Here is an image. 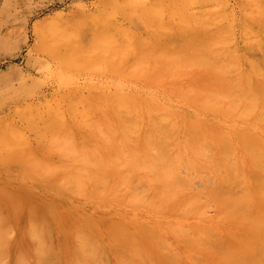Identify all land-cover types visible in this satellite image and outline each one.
I'll return each mask as SVG.
<instances>
[{"label": "rangeland", "instance_id": "1", "mask_svg": "<svg viewBox=\"0 0 264 264\" xmlns=\"http://www.w3.org/2000/svg\"><path fill=\"white\" fill-rule=\"evenodd\" d=\"M132 1H135L137 3ZM171 1L173 2V0H0V120L6 119V123L4 124H9V126L15 124L14 127L17 128L18 132L20 131V134L24 133V135L22 134V136H19L20 134H17L18 140H20V138L22 137L25 138H22V141H18L20 143V145L18 143V146L20 147L19 149L23 152L25 151V149H27V151H30L32 149L38 155L39 159H43L44 161L53 163L59 162V148L57 149V147L54 146H48V148L46 145L49 144V141L43 138L41 134L38 133L44 125L43 121L45 122L46 119L43 116L47 115L48 112L53 109V107L54 109H57L58 107V109H61L59 110V116L61 120H64L65 117L64 121L68 127L71 126L70 128L74 133V137H79L81 134L84 137V135L88 136L89 132L84 129L81 124H78L79 122L77 118L81 116L80 112L75 110L77 112L73 114L69 110L71 109L70 107L73 103L72 101H75L73 104L76 105L77 109L80 107V110L82 111L88 110V108H92V110H94V115L100 116L106 111V108L104 107V105L108 103V101H105L106 96H109V94H114L109 92H114L115 88L116 92L117 89L119 90V88H126V86L128 85H130L131 88L141 87L142 85H150L153 83L152 79H154L156 76L158 77L159 75L167 74L173 70L175 74L173 72L172 75H175V77H170L172 79L168 78V81L166 80V78V82H164L165 85L161 87L169 85L174 86L178 82L179 75H184L183 78L186 77V80H188L191 84H198L197 86H199L200 84H205L204 86H206L208 83L209 85H215L217 83L216 77L210 78L213 75H211L212 72H209V68L192 65L193 67L184 66L183 68L176 67L170 69L169 66L167 64L166 66L163 61V59H165V57L167 56L172 58L174 56V58H178V54L180 55L179 57H181L189 51L190 53H192L193 51L196 52L197 50H194L193 48H196V45H199L197 41L200 40V36H202V34H208V32L213 31L212 29H204L202 27H200L199 30L198 26H196L195 29V27L191 26L192 22L198 25L204 23L205 20L212 18V27H214L215 25L222 27L223 32L221 35V39L225 42L223 43V47L220 48L217 58L220 60L227 59L230 64H232L228 68L227 73L230 74L226 75V79L232 81L234 84H241L243 83V79H245L247 81V86H250L252 90L259 92L256 89H259L260 86L263 87L264 85V12L257 13L258 11L256 12V9H258V6L264 4V0H174L175 3H173L178 4L179 8L177 5L173 6L174 4L172 5ZM180 1L183 2V6L187 8V11H185L187 15L183 14L185 13L184 11H182L184 10V7L181 6L182 4ZM129 3L130 5L131 3H134L133 5L135 7L131 6V8H126V6H129ZM167 3L169 4V6H172L169 8ZM158 4H161V6ZM140 5H143L145 8H141ZM154 5H157V8ZM136 6H138L137 12L139 14L141 13V18H139L141 23H139L140 25H137V23L134 22V19L129 16L133 11L132 9L136 10ZM148 7H155L156 9H160L161 15L163 16V14H165L163 16L164 25L167 24L166 26L169 27L162 26L154 30L147 29L146 23H148V21L144 19L146 21L144 22L142 18L146 15V13L145 15L142 14H144L143 10H146ZM162 7H166V9H163ZM174 7L177 8V10L179 9L177 11V14L181 13V15L178 14L180 15L179 17H177L178 15L176 14V10H174ZM121 8L126 9V11H122ZM128 8L130 11L127 10ZM164 10L168 12H165ZM172 11H174L175 14L172 13L171 15ZM188 11L190 13L189 15ZM126 12H129L130 14L127 16ZM207 12L211 13H208V15ZM168 14H170V17ZM196 14H198V19H195L194 21L191 20ZM167 15L170 19H167ZM173 15L175 17H173ZM185 16H190L187 19H190L191 21H187ZM166 20H168L167 23ZM185 20L186 24L184 22ZM177 22L181 25V27ZM194 23H192V25ZM246 24H249V29L248 27L245 28V26H247ZM188 25L190 28L187 27ZM119 28L130 30L131 33H133L132 31L134 30V36L133 34L131 35L129 31L128 34H130L131 37H129L130 35L127 36L128 34L124 35L126 34L127 30L124 31L123 29H121L122 31H120L118 30ZM104 29L105 31H107L106 29H109L107 33L111 34L112 32V35L114 34L115 37L107 35L105 31H103L105 32V34L102 33L104 34L102 35L100 31ZM201 29L204 33L201 32ZM260 32L263 35L257 36ZM97 34H101L103 36V39L101 38V35L99 39L95 37L97 36ZM94 37L97 38L96 41L94 40ZM122 37H129V40H125L126 38L122 39ZM93 40L95 41L94 43L92 42ZM126 41H128L129 44H127ZM118 42H121V44L119 45ZM122 42L125 45H123ZM147 42L150 43L151 46L153 45L151 49V51L155 49L153 50L154 52L152 51L153 53H150L151 51H146ZM131 43L133 47L131 46ZM114 44H118L119 46L115 47ZM100 45L101 47H103L100 48ZM122 45L123 48L121 47ZM194 45L195 47H193ZM85 46L86 51L85 48H83ZM149 46L150 45H147V48H149ZM110 47H112L113 49H111L113 54L110 52ZM128 47L129 49L131 48L129 51L130 54L129 52H127ZM51 48L52 51H50ZM80 48H82L81 51ZM98 49L101 52L104 51V55L101 54L102 57L99 56L100 53ZM88 50L92 51H90L89 53ZM108 51L110 55H107ZM182 51H184V53ZM95 52L97 54V57ZM124 52L128 53L129 55H124ZM155 52L157 53V55L155 54ZM169 52L171 54H169ZM208 52L207 54L209 55ZM140 54H144V57ZM147 54H153L154 56L156 55L158 59L157 57L154 58L153 55L150 56ZM207 54L205 53V55ZM85 55L88 56V58L86 57L87 59H85ZM89 55L90 57L95 56L94 59L96 58V60L97 58H101V61L100 59L96 61V63L99 65H96V63H94L95 68L89 66L93 62H95L93 57L92 60H90L91 58L89 57ZM106 55L109 58H107ZM137 55L144 58H142L143 64L140 67L141 71L139 70V68L137 70L138 74H140V76L142 77H140L139 80L129 78L130 83L128 84L129 81H127V78L120 76L121 71L119 68L123 67L121 66L122 64L120 65V58L122 56H127L130 59L131 57H137ZM80 56L85 60L83 61ZM149 57L152 59H149ZM74 60H80L81 64H78L80 61L76 63L73 62ZM86 60L87 62H89L88 64H86L87 62L85 63ZM116 62L118 65L116 64ZM252 64L257 65L258 69L256 68L253 71L252 68H249ZM66 65L68 66L66 67ZM109 65H113V67ZM71 66H78L79 68H73ZM80 66H82L83 68ZM177 70L183 73L181 74ZM135 71L136 69L134 70V73L132 72L131 76L136 75ZM247 72L250 73L248 74ZM176 75L177 79L174 80V78H176ZM253 75L256 77H254ZM116 78H118V80ZM183 78L181 79L182 81H179L185 82L186 80H184ZM117 81H119V83ZM212 81L213 83H215L213 84ZM120 83L121 86L118 85ZM125 83H127V85ZM90 93H92V95ZM172 94L173 93L170 94L172 97L170 98V100L164 95L162 97L156 98L155 104H157L158 107L159 105H168L163 108V110H158V113H166L167 115L169 114L167 116V120L169 119L170 122H175L178 127V131L176 134H178L179 140L181 139L180 141L182 142L183 138L187 136L185 134L187 127H189V121L184 118L187 115V112H185L184 110L183 101H181V99L179 100V98L173 96ZM69 95L72 99L69 97ZM99 96L101 98H99ZM103 96L105 97L103 98ZM81 97L83 98V100H81ZM76 101L78 105L76 104ZM79 103L81 104L79 105ZM260 103L261 108H263L264 104H262V102ZM95 104L98 105L96 106ZM86 106L87 109L85 108ZM99 108L104 112H101ZM167 110L169 111V113ZM224 111L223 109H220L218 111L215 110L214 112L212 109L211 111L208 109H200L197 111V115L199 116V123H197H203L205 124V126L207 125L206 128L208 132L211 130L213 131V133H208V135H211L212 138H214V136H218L219 133L225 134L224 131L228 132L229 135L225 134V136L228 135L227 137H231L230 139L234 140V146L237 148L236 149L234 147L235 153L233 152L228 156V163L231 168L229 166H227L228 168L224 166L217 169L214 166H210L212 164L209 160H207L209 162H205L207 158L210 159L209 155H207L206 157L205 155L204 157L198 155L201 158L199 157L197 160V156L194 153L187 152L188 154L186 153L185 158L188 161L190 160L189 162H191V166H187V164H184L181 166V170L179 171L180 175L183 178H191V183L185 185L184 179L182 178L183 183L178 186V190L180 191L181 189V192L179 193L177 199L179 197L180 199H178V203L175 200V202L177 203L176 207L174 206L173 209H169L166 212H160L156 209L154 210L151 206L149 207L148 203V206L145 203L139 204L140 206H132L134 202L129 201L131 199L130 197H128V194L131 193V189L129 187H127V189L124 186H121V188H119L120 190L125 191V193L122 194L120 193L121 191L118 190L120 192H117V194H115V197L113 199H110L109 203L107 204H98L96 203L97 199L89 200L87 196L80 194H75V196L73 195V193L71 195V193L64 191H61L62 193L60 194H58L57 191L55 194V192H53L51 188L54 183L53 178L46 179L42 177L40 178L38 176L34 178V180L31 178L33 180L32 181L30 178L25 177L23 174L21 175V173L20 175L19 173L17 174L18 170L24 167H22V165H19L20 163H16L17 161L12 162L3 158L4 156L2 155L6 156V154H4L1 149L0 151L2 152V154L0 153V157L2 156V158L0 159V187L5 184L4 186L6 187L5 189H7V191L10 189V191L12 190L14 192L13 195L16 193L15 198H13L12 196L14 200L11 198L13 200L12 203H8V200L11 201V199H8L10 197L8 195L9 193L7 194L5 192L4 195H1V199L3 200L0 199V208H3L2 210H0L1 214L3 215L4 213L6 222H9L11 224H8L9 229L11 228V226H13V229L11 228L13 236L12 234H10V238L12 236L10 242L14 250L6 253L2 264H4L5 260V264H14L15 262L14 252H16V250L22 246L20 245L22 244L20 239L23 237V213L25 208L28 206H34L35 209H33L35 211L40 212L41 214L43 213L45 218L49 220L53 231V241L51 246L53 247V244L57 245H55V248L58 251H54V247L52 248V250L53 254L54 252L55 254H57V257L56 255H54V257L56 258L55 261L58 264H60L59 262H61V264H64L65 262V264L70 263V259L68 258V255L70 256V253L68 252H70V249L74 247V240L72 239L68 231L69 227H71V225H74V221H82L83 219L86 220L87 217L89 218H87V223H89L90 221L93 223L91 224L94 228V232L97 234V237L100 240V244L105 248L106 259L108 261L107 264H128L127 262H125V260H130L131 262H133V264H151V262H148L147 260V258H149L148 255L150 252L153 253V257L155 259V263L153 260L154 264H160L159 261L162 259V264L164 262V264H232L234 261L232 260V258L234 259V257L235 259L240 260L239 263H241L242 259L244 258V255H242L243 258L240 256L242 253L245 254L248 250L251 251L252 248L254 249L251 252L254 253L253 251H255L258 245L262 243L261 241H259L258 234L262 229L260 227L264 226V186L262 184V179L264 178L261 176L262 172L264 175V171L260 169V166H258V161L254 164V158L251 157L252 155L248 154V150H245L243 142L241 143L243 138L245 139L247 137L245 133L246 131H249L248 125L240 118H231V114L227 116L226 114H228V112L224 113ZM23 112H29L33 115V117L31 116L30 118V114H28V119ZM62 113L65 116H63ZM149 118L145 116V113H143L142 131L147 132L149 130H152L153 125ZM27 119L31 121L29 122ZM8 121L11 123H9ZM258 123L259 122H257V125H255V130L256 132L264 136V125L262 123ZM203 124L201 126L204 127ZM208 128H210V130ZM215 128L216 130H218L217 128H219L218 134L215 131ZM220 130L223 132H220ZM72 131L70 132L69 130L71 136L73 135ZM238 132L244 133L243 135H241L242 133L240 134L242 136L241 141ZM77 133L79 136L77 135ZM179 140H176V142H169L168 148L175 151L177 149ZM24 141L26 143H24ZM28 148L30 150H28ZM50 148L56 150V154L59 157L54 154L55 152H53L52 155V151L50 150ZM45 150L47 151V153ZM48 151L51 155L48 154ZM193 155H195V157ZM194 162H197L198 166H201H199L198 168H201L202 170H195L193 167L194 165L197 166V163L195 164ZM5 166L6 168L8 167L10 171L13 170L15 172H9V170L7 169V173ZM189 167H192V169ZM190 169L193 172L190 171ZM197 171L201 172L196 173ZM113 174L116 175V173ZM237 174L239 177L237 176ZM241 174L243 175V177ZM112 176L115 177L114 175ZM117 177L119 176L116 175L115 179H117ZM41 179H45V181ZM48 179L49 181L51 180V182H49ZM117 182L118 181L115 182L116 186ZM260 186H262V188ZM1 189L2 188H0V191ZM3 192H1V194H3ZM211 192H215L216 194L210 195ZM117 197L119 198L118 201L115 200ZM192 197H196L195 203L189 208H182L183 213L181 210L179 211L178 207L184 204V202L189 201L190 199L192 201ZM225 197H230L231 199L236 198V204L234 203L235 205L233 204L232 206H230V203L225 204L224 201L227 200L224 199ZM247 197L249 200L246 201L245 198L247 199ZM18 200L20 202H18ZM240 200L242 201L240 202ZM15 201H17V204ZM55 201H57V205L54 206V204L56 203ZM13 202L15 206L12 205ZM44 202H46V204L47 202L48 204L50 203V207L53 204L52 206L54 207V213H52L51 211L53 210V208H49L50 210L46 209L49 205L46 207ZM13 208H15V210L17 209V212H15ZM170 210L172 211L169 212ZM177 210L179 211V213H176ZM185 211L188 213V215ZM199 211H201V213ZM8 213L10 218L8 215H6ZM259 215L260 217L262 215L263 216L258 220L257 217ZM15 216H17L16 220ZM55 216L57 221L55 220ZM52 218L55 221H53ZM85 220L82 222H85ZM175 222L177 224L179 223L180 226ZM173 223L174 226H171V224ZM255 223L257 226L255 225ZM16 224H19V226H16ZM88 225H90V223ZM196 227H200L199 229L203 230L204 236L201 233L202 238H200L199 240H204V246H193L191 245L192 243H190L192 237H195L192 235V233L194 235H196L197 233L194 232L196 230ZM55 228L58 229L59 232ZM60 228H62L63 230ZM66 228L68 232L66 231L67 233L65 235ZM174 228H176L177 230ZM176 231H180L179 233L181 234L177 233ZM63 235H65V237H63ZM253 236H256L255 238L258 239L255 240ZM139 240L143 242L142 245H140ZM254 240L258 241L257 244ZM159 241H161L162 243L165 242L164 244L167 245V247L164 244H162L164 246H161V243H158L157 245L156 243ZM249 241L250 243L248 244ZM64 243H67V246L70 247L68 248V252L66 250L67 246ZM63 244L66 249H64ZM144 245L147 246H145L144 248ZM241 246L243 249L241 248ZM245 247L249 249L246 250L247 248ZM146 249L150 251L149 252L147 250L148 255L147 252L144 251ZM244 250H246V252H243ZM170 252L172 254H170ZM237 252L240 253V257L238 256ZM8 253L11 254L9 257ZM174 254L176 257H174ZM62 255H65L64 258ZM165 255H169V257L171 256L170 260H164V257L165 259L169 258ZM233 255L235 256L232 257ZM252 255L255 258L256 254ZM172 256L177 259L174 260ZM58 257L60 259H58ZM150 257L151 258H149V261H152V254H150ZM248 257L249 261L252 262V260L250 259L252 258L251 256H247L245 257V259H248ZM30 258H32L33 260H29L31 262H34V257ZM256 259H254V264H257V255ZM246 260L243 263L249 264L250 262ZM260 260L261 259H259V261ZM260 264L264 263L260 262Z\"/></svg>", "mask_w": 264, "mask_h": 264}, {"label": "bare ground", "instance_id": "2", "mask_svg": "<svg viewBox=\"0 0 264 264\" xmlns=\"http://www.w3.org/2000/svg\"><path fill=\"white\" fill-rule=\"evenodd\" d=\"M132 2H135V1H132ZM173 2L175 3L174 0H173ZM173 2L171 3L172 5L174 4ZM135 3H137V2H135ZM182 3L183 2H181V4ZM133 4L134 3H131V5H130V3H129L128 4L129 6H126V8L127 7L131 8V6L135 7ZM158 5L161 6V4H158ZM175 5H177L179 8L178 4H174L173 6H175ZM140 6H141V8L144 7L143 5H140ZM154 6L156 7L157 5H154ZM168 6H169V4H168ZM171 6H169V8ZM181 6H183V4ZM137 7L138 6H136V10L132 9L133 11H136V12L132 11L131 14L129 12H126V13H127V16L130 14L129 16H131V18L134 19V22H136L137 25H140L141 23H140L139 18H141L140 17L141 13L139 14L137 12L138 11ZM155 7H151V8L148 7L149 9L147 8L146 10H143L144 14H142V15H145V13H146V15L143 16L142 18H143V20L145 19L146 21H148V23H146V28L149 30H152V29L154 30L156 28H160L162 26L167 25V24L164 25V20H163V16L165 14H163V16H162L161 10L156 9L157 7L156 8ZM129 8L127 10H129ZM162 8L166 9V7H162ZM121 9H122V11L124 10V12L126 11V9H124V8H121ZM186 9L187 8H185V7H184V10H182V8H181V10L184 12L187 11ZM170 10H172V9H170ZM174 10H176V14H177V11L179 9L177 10V8L174 7ZM164 11L168 12L166 10H164ZM256 12L257 13L264 12V4L258 6V9H256ZM172 13L175 14L174 11L171 12V15H172ZM208 13L209 12H207V14ZM178 14L181 15V13H178ZM183 14L187 15L186 12ZM189 14L190 13L188 11V15ZM203 14H205V13H203ZM215 14H217V13H215ZM168 15L170 17V14H168ZM168 15H167V17H168ZM180 15H178L177 17H179ZM197 15L198 14L193 16V19H191V20L194 21L195 19H198ZM204 16H206V15H204ZM99 17H101V16H99ZM169 17L167 19H170ZM173 17H175V16L173 15ZM189 17L190 16L186 17L187 21L190 20V19H187ZM145 20H144V22H146ZM186 20L184 21L185 24H186ZM167 21L168 20H166V23H167ZM214 21H215V19H214ZM192 23H194V22H192ZM192 23H191V26L195 27V29H196V26H198L199 30H200V27H202L204 29H210V30L212 29L213 31L208 32V34L205 32L206 34H204V35L202 34V36H200V40L197 41V43H199L200 46L196 45V48H193L194 50H197L196 52H194L192 50L193 52L190 53V51L188 50L189 52L185 51L187 53H185L181 57H179L180 56L179 54H178V58H174V56H173L174 59L172 57L167 56V57H165V59H163V61H164L165 65L167 64L169 66L170 69H173L176 67L183 68L184 66L185 67H188V66L193 67L192 65H197L198 67L202 66V67L209 68V70H210L209 72H212L211 75H213L210 78L216 77L217 83L215 85H209V83H208L206 86H204L205 84L204 85L200 84L199 86H197L198 84H191L188 80H186L187 79L186 77L183 78L184 75H179L178 82L174 86L169 85V86L161 87V86L165 85L164 82H166L165 81L166 78H167L166 80L168 81V78L173 77V76L175 77V75H172L174 72V70H173L167 74L159 75L158 77L154 76L155 78L152 79L153 83L150 85H142L141 84L142 85L141 87H135V88H131L130 85H128V86H126L127 89L126 88H119V90L117 89V91L115 92V90H116V88H115L114 92L108 91L109 93H114V94L111 95L108 93L109 96L108 95L106 96L105 101L106 102L108 101V103H106V104L104 102V104H105L104 107L106 108V111H105V113H103L100 116H98V115L95 116L94 110H92V108H88V110H82L81 111L80 107L78 106L79 107L78 108L79 110H78L76 105L73 104L75 101H72L73 103L71 104V107H70L71 109H69V110L73 114H75L77 111H79L81 114V116L79 117L80 120H79V118H77L79 123L78 122H76V123L81 124V126L84 127V129H86L89 132L88 136L84 135V137L82 134L79 136L78 133H77V135L79 137H74V133L70 128L71 126L69 125L70 127H68L64 121L65 117H64V120L63 119L61 120V118H60V116H59L60 111L59 110H61V109H58L59 107L58 108L55 107L57 109H54V107H53V109L50 108L52 110H50V111L48 110L49 111L48 114L43 116L46 119H45V122L43 121L44 125L42 126V128L39 130L38 133L41 134V136L43 138H45L49 141L48 143L50 145L49 144L46 145L47 147L48 146L49 147L54 146V147H57V149L59 148L60 159L58 158L59 159L58 163L48 162V161H44L43 159H39L38 155L32 149H31L32 151L29 148H28V150H30V151H27V149H25V151H27V152H25V151L23 152L22 150H20L19 149L20 147L18 146V143H19L18 141H20L23 138L22 137V138H20V140H18V135L20 134L19 133L20 131L18 132L17 128L14 127L15 124L12 126H9V124L8 125L4 124V123H6V119H2V120H0V127L2 124L1 128H3V129L0 128V150L2 149L3 153L6 154V156L2 155V156H4L3 158L10 160L12 162L17 161L16 163H20L19 165H22V167H24V168L18 170L17 174L19 173V175L21 173V175L23 174L25 177L30 178V179L32 178L33 180H34V178H36L38 176L40 178L42 177V178H46V179L47 178H53L54 183H53L51 188H52L53 192H55V194L57 191H58V194L62 193L63 191L69 192V193H71V195H72V193H73V195H75V194L79 195L80 194V195L87 196L89 200L97 199L96 203H98V204L99 203L100 204H107V203H109L110 199H113L115 197V194H117V192L121 191L120 193H122V194L125 193V191L120 190L121 186H124L126 188L129 187L131 189V193L128 194L129 196L128 195L127 196L130 197V199H131L129 201L134 202V204L131 203L132 206L133 205L140 206L139 204H143V203H145L147 205V203H148L149 207L151 206L154 210L156 209L157 211H160V212H166L169 209H173L174 206L176 207V204L178 203L177 201H178V199H180V197L178 199H177V197L179 196V193L181 192V189H180V191L178 190V188H179L178 186L181 183H183V179H184L185 185L191 183V178H186V179L183 178L180 175V171H179V170H181V166L184 164H187V166H191V162H189L190 160L188 161L185 158V155L187 152L194 153L197 156L196 157L197 160L200 156L204 157V155H205V157H206L207 155H209L210 159H208V158L206 160L204 159L205 162L207 163L210 161V163L212 164L210 166H214L217 169L224 167V166H226V167L229 166L228 156L234 152V147H235L234 146L235 145L234 140L230 139L231 137L230 138L227 137L229 135L228 132L224 131L225 134H228L227 136H225V134L219 133L218 132L219 128H217L218 130H216V128H215V131L217 132V134L219 133L220 135L218 134V136L215 137L212 134L214 136V138H212L211 135L209 136L208 133L209 134L211 132L213 133V131L211 130L208 132V130L206 128L207 125L205 126V124L202 123L204 125V127H203V126H201L202 125L201 123L198 124L199 123V116L197 115V111L200 109H202V110L208 109L210 111L212 109L213 112L215 110L218 111L220 109L221 110L223 109V111L225 110L224 113L228 112V114H226L227 116L231 114V116H232L231 118H235V119L240 118L242 121H244L248 125L249 131H246L245 134L247 135V137L245 139L243 138V140H242V136H241L244 133L238 132V135L240 137V141L242 140L241 143L243 142V146H245V150H248V152H249L248 154L252 155L251 157L254 158V160H255V161L253 160L254 164H255V162L258 161V166H260L261 167L260 169H262L264 171V136L261 135L260 133L256 132V130H255V125H257V122L262 123L264 125V107L261 108V103H260V102H262V104H264V85H263V87L260 86L261 88L259 87V89H256L259 91V92H257L255 90H252L250 88V86H247V84H246L247 81L245 79H243V83H241V84H234L232 81H229L228 79H226V75L230 74V73H227L228 68L232 64H230V62L227 59L220 60L217 58L219 50L221 47H223V43L225 42V41H222V39H221V35L223 32L222 27H220L218 25H215L214 27H212L211 26L213 23L212 18L205 20V22L202 24L197 25L196 23H194L192 25ZM178 25H180V24L178 23ZM183 25H184V23H183ZM248 25L245 26V28H247ZM166 27H169V26H166ZM180 27H181V25H180ZM187 27L190 28L189 25ZM121 29L124 30L125 28H119L118 30L122 31ZM248 29H249V27H248ZM106 30L107 31H105V29L100 31L101 34L102 33L105 34V32H106L107 35L114 36V34L112 35L111 31H110L111 34L107 33L109 29H106ZM126 30H124V31H126ZM103 31H105V32H103ZM128 31L130 32L131 35L133 34V36H134V30L132 31L133 33H131L130 30H127L126 34H124V35H127ZM201 32H203L202 29H201ZM119 33H122V32H119ZM119 33H118V35H119ZM101 34H97V36H95V37H97L99 39ZM104 34H102V35H104ZM130 34H128L127 36H129ZM102 35H101V38L103 39ZM131 35L129 37H131ZM261 35H263V34H261V32H260L259 35H257V36H261ZM257 36H256V38H257ZM108 37H107V40H108ZM97 38H95L94 40L96 41ZM123 38L124 37H122V39ZM125 38H124L125 40H129L127 37H125ZM196 38H198V37H196ZM254 38H255V36H254ZM114 39H116V38H114ZM94 40L92 41L93 43L95 42ZM44 42H47V41H44ZM131 42H132V38H131ZM126 43L129 44L128 41H126ZM118 44L120 45L121 42L120 43L118 42ZM118 44H114L115 47L119 46ZM123 45H125V44L123 43ZM123 45L121 46L122 48H123ZM147 45H150L149 48H147ZM131 46H132V43H131ZM131 46H129V47H131ZM152 46L150 43L147 42L146 43V51H148V52L151 51ZM88 47H87V49H88ZM91 47H92V45H91ZM102 47L100 45V48H102ZM115 47H114V49H115ZM129 47H128L127 52H129L131 49V48L129 49ZM193 47H195V45ZM83 48H85V51H86V46ZM95 48H99V47H95ZM81 49L82 48H80V51H81ZM111 49H112V47H110V52L112 53ZM117 50H115V51H117ZM120 50H121V48H120ZM153 50H155V49H153ZM50 51H52V48L50 49ZM88 51L90 53V51H92V50H88ZM98 51H99V49H98ZM152 51L150 53L154 52V51L153 52ZM177 51H179V50H177ZM206 51L207 52L209 51L208 52L209 55L207 54ZM67 52H68V50H67ZM103 52L99 51L100 55L99 54L98 55L102 57L101 54H103ZM142 52H143V50H142ZM182 52L184 53V51H182ZM107 53H108L107 55H110L109 51ZM121 53H122V51H121ZM140 53H141V51H140ZM179 53H181V52H179ZM205 53L207 55H205ZM51 54H52V52H51ZM95 54H96V52H95ZM129 54H130V52H129ZM129 54L125 53L124 55H129ZM135 54H136V52H135ZM155 54L157 55L156 52H155ZM169 54H171V53L169 52ZM81 55H83V54H81ZM107 55H106V57H107ZM116 55H118V54H116ZM138 55H137V57H133V58L131 57L130 59L127 56H122L120 58V60H121L120 65L122 64L121 66H123V67L119 68L121 71V72L119 71L120 76L127 78V81H129V78L139 80V78L142 77V76H140V74H138L137 70H138V68H139V70L141 69L140 67L143 64L144 54H140V55H143V57L138 56ZM147 55L152 56L153 54H147ZM156 55L155 56L153 55V57L154 58L157 57ZM165 55H166V52H165ZM175 56H177V55H175ZM84 57H85V59L88 58V56H86V55ZM89 57H90V55H89ZM92 57H90L91 58L90 60H92ZM94 57H93V59H94ZM96 57H97V54H96ZM231 57H232V55H231ZM107 58H109V57H107ZM81 59L83 61L85 60L83 57H81ZM98 59H100V61H101V58H97V60ZM102 59H104V58H102ZM149 59H152V58L149 57ZM157 59H158V57H157ZM80 60H78V61H80ZM94 60H95V62H93L91 65H89L92 68H95L94 63H96V61H97L96 58ZM78 61L74 60L73 62L76 63ZM81 61L78 64H81ZM106 61H105V63H106ZM86 62H87V60L85 61V63ZM88 63L89 62H87L86 64H88ZM101 63H103V62H101ZM116 64H117V62H116ZM96 65H99V64L96 63ZM257 65L252 64L249 68H252L254 71L256 68L258 69ZM67 66L68 65H66V67ZM109 66L113 67V65H109ZM124 66H125V69H124ZM71 67L74 68L76 66H71ZM80 67H82V66H80ZM106 68H107V66H106ZM133 68L136 69V71H135L136 75L134 74L135 76H133V75L131 76L132 72L134 73V70H135ZM178 72H180V71H178ZM180 73L182 74L183 72H180ZM247 73L249 74L250 72H247ZM174 74H175V72H174ZM177 75H176V78H174V80L177 79ZM187 77H188V74H187ZM254 77H256V76H254ZM182 78L186 81L181 82ZM116 79L118 80V78H116ZM170 79H172V78H170ZM179 80H181V81H179ZM216 80H215V82H216ZM119 81H117V82L119 83ZM145 81H147V80H145ZM208 81H209V79H208ZM121 83L118 85L121 86ZM129 83H130V81L128 82V84ZM212 83H213V81H212ZM125 84L127 85V83H125ZM171 93H173L172 94L173 96H176L177 98H179V100L181 99V101H183L184 110H185V112H187V115L184 118H186L189 121V124H188L189 127L186 126L187 129H186L185 135H187V136H185V138H183L182 142L180 141L181 139L179 140L178 134H176L178 131L177 130L178 127L175 124V122L173 123V122H170L169 119L167 120V116L169 114L167 115L166 113H158V110H163V108H165L168 105H166V104H165V106L159 105V107H161V108H159L157 106V104H155L156 103L155 99L158 97H162L163 95L166 96L170 100V98H172L170 95ZM90 94L92 95V93H90ZM77 96H79V95H77ZM69 97H70V95H69ZM95 97H96V95H95ZM104 97L105 96H103V98ZM77 98H79V97H77ZM99 98H101V97L99 96ZM99 98H98V100H99ZM81 100H83V98ZM77 101H76V104H77ZM80 104L81 103H79V105ZM95 105L97 106L98 104H95ZM182 107H183V105H182ZM74 108H76V109H74ZM85 108L87 109V106ZM75 110H77V111H75ZM101 112H104V111L101 110ZM23 113H25L24 115L29 119L28 114H30V113L29 112L28 113L23 112ZM143 113H145V116H147L148 118L150 117L149 119L151 120V123L153 125L152 130H149L147 132L142 131ZM168 113H169V111H168ZM31 116L33 117L32 114H30V118H31ZM63 116H65V115L63 114ZM63 116H62V118H63ZM74 116H76V115H74ZM175 119H177V118H175ZM42 120H44V119H42ZM28 121L30 122L31 120H28ZM9 123H11V122H9ZM239 125H237V126H239ZM261 127H263V126H261ZM208 129L210 130V128H208ZM69 130H70V132L72 131V133H73L72 136L70 135ZM237 131H238V129H237ZM220 132H223V131L220 130ZM22 134L24 135V133H22ZM22 134H20L19 136H22ZM43 138H42V140H43ZM23 139H25V138H23ZM176 140H179L177 149L175 151L172 149H169L168 148L169 142H171V141L176 142ZM24 143H26V142L24 141ZM19 145H20V143H19ZM50 150L52 151L51 152L52 155H53V152H55L54 154H56V150H54L52 148H50ZM57 152H58V150H57ZM0 153L2 154L1 151H0ZM46 153H47V151H46ZM48 154H49V151H48ZM48 154H47V156H48ZM51 154H49V155H51ZM195 155H193V156L195 157ZM198 155H200V156H198ZM2 156L0 157V159L2 158ZM207 160H209V161H207ZM197 162H194V163L196 164ZM198 163H197V166L194 165L193 168L195 170H202L201 168L200 169L198 168L200 166V165L198 166ZM203 165H204V163H203ZM189 168L192 169V167H189ZM196 168H198V169H196ZM5 169L7 170L8 167L6 168V166H5ZM191 169H190V171H192ZM8 170H9V172H12V173L15 172L13 170L10 171V169H8ZM8 170H7V173H8ZM199 172H201V171H197L196 173H199ZM113 173H116V175H118L119 177H117V179H115L116 175ZM112 175H114L115 177H113ZM237 176H238V174H237ZM261 176L264 178L263 172H262ZM242 177H243V175H242ZM22 179H23V176H22ZM7 180H9V179H7ZM41 180H43V179H41ZM262 180H263L262 184L264 186V179H262ZM43 181H45V179ZM48 181H49V179H48ZM116 181H118L117 186L115 184ZM49 182H51V180ZM44 183H46V182H44ZM4 185H2V187H0V188H2L0 191V199L2 198L1 195H4L5 192L7 194L9 193L8 195L10 197L8 199H11L12 196H13V198H15L16 193L13 195L14 192L12 190L10 191V189L7 191V189H5L6 187ZM260 187L262 188V186H260ZM3 189H4V192H3ZM127 189H126V192H127ZM118 190H120V191H118ZM15 191H16V189H15ZM1 192H3V194H1ZM58 194H57V196H58ZM215 194H216L215 192L210 193V195H215ZM128 197H127V199H128ZM196 197H197V195H196ZM196 197H192L193 203L190 199L189 201L184 202V204L179 206L178 210L182 211L183 210L182 208L191 207L195 203ZM12 199H11V201L8 200V203L9 202L12 203V201L14 200V199L13 200ZM51 199H53V198H51ZM118 199L119 198L117 197L115 200L118 201ZM224 199H227L224 201V203L225 204L230 203V206H232L236 202L235 201L236 198L231 199L230 197H225ZM1 200H3V199H1ZM175 200L177 203L175 202ZM242 200H240V202ZM245 200L246 201L249 200L248 197H247V199L245 198ZM15 202L17 204V201H15ZM18 202H20V201L18 200ZM55 202L56 203L54 204V206L57 205V201H55ZM44 203H45L46 207L50 204V203L48 204V202H47V204H46V202H44ZM0 204H1V202H0ZM189 204H191V205H189ZM12 205H14V202ZM52 205H51V207L49 205L48 208H46V209L50 210L49 208H53V210H51V211H52V213H54V207ZM15 208H13V210H15ZM33 208H34V206H28L24 210V213H23L24 214L23 229H22L23 235L21 234L23 237L20 239L21 243H22L20 245H22V246L19 247L16 250V252H14V255H15L14 264H58V263H56V261H55L56 258L54 257V255H56V257H57V254H55V252L53 254V250L58 251L55 248L56 244L55 245L53 244V247H54L53 250H52L53 247L51 246L52 241H53L52 240L53 239L52 238L53 237V231H52L51 224H50L49 220L47 218H45L43 213L41 214L40 212L35 211L34 210L35 208L34 209ZM2 209L3 208H0V210H2ZM16 210H15V212H17ZM178 210L176 211V213H179ZM184 210H187V209H184ZM171 211L172 210H170L169 212H171ZM185 212H184V214H185ZM199 212L201 213V211H199ZM2 213H3V211H2ZM182 213H183V211H182ZM4 215L5 214L3 213V215H2L1 211H0V264H2V261L4 260L6 253L11 252L13 250V247H12L11 242H10V239L13 236V234H12L13 232L11 230V228L13 226H11V228L9 229V225H11V224L9 222H6V218ZM6 215L9 216V213ZM12 215H16V214H12ZM187 215H188V213H187ZM17 216H15V220H16ZM262 216L260 217V215H259L257 217L258 220L261 219ZM9 218H10V216H9ZM87 218H86V220L85 219L82 220V221L85 220V222H82L81 220L74 221V223H73L74 225H71V227H69V229H68L72 239L74 240V245H73L74 247L72 246L73 248L70 249V252H68L69 251L68 248H70V247L67 246V243H64L67 246L66 247L67 249L65 248V246L63 244L64 249H66L67 252L70 253V256L68 255V258L70 259L69 264H89V263H91V264H107L108 261L106 259L105 248L100 244V240L98 239L97 234L94 232V228L92 226L93 223L90 221L89 222L90 225H88L89 223H87ZM52 220L55 221L56 216H55V220L53 218H52ZM260 223H261V221H260ZM172 225L174 226V223L171 224V226ZM255 225H256V223H255ZM16 226H19V224L18 225L16 224ZM179 226H180V224H179ZM263 227L262 226L260 227L262 229L258 234L259 236L258 235L257 236L259 238V241L262 242V243L259 242L260 245H262L264 247V245H263L264 244V228ZM199 228L200 227L195 228L196 230L194 232H197V233H196V235H194L192 233V235L195 237H192V240H190L191 241L190 243H192L191 245H193V246H199L200 247L202 245L204 246L205 243H204V240H202L203 242L201 240H199L200 238H202L201 233L204 236L203 230H201ZM60 229H62V228H60ZM174 229H176V228H174ZM56 230L58 231V229H56ZM57 231H56V233H57ZM66 231H67V228L65 230V235L68 232V231L67 232ZM181 231H182V229H181ZM176 232L179 233L180 231L179 232L176 231ZM10 234H12L11 238H10ZM179 234H181V233H179ZM65 235H63V237H65ZM200 235H201V237H200ZM57 236H58V234H57ZM57 236H55V237H57ZM160 238H162V237H160ZM258 238H256L255 240H257ZM250 241L248 242V244L250 243ZM141 242L142 241L139 240L140 245L143 244V242L142 243ZM257 242L258 241H255L256 244H257ZM158 243H161L160 244L161 246L165 245L164 244L165 242L162 243L161 241H159L156 244L158 245ZM162 244H164V245H162ZM256 244H254V245H256ZM243 245H244V243H243ZM61 246H62V244H61ZM145 246H147V245H144V248H145ZM165 246L167 247V245H165ZM250 246H251V244H250ZM241 248H242V246H241ZM245 248H247V247H245ZM64 249H63V251H64ZM141 249H142V246H141ZM248 249L249 248H247L246 250H248ZM253 249L254 248H252V250ZM147 250L148 249H146L144 251H146L147 255H148V251L150 250V248L148 251ZM246 250H244L243 252H246ZM249 251L250 250L247 251L248 253L246 252L245 254L242 253L240 255L242 258H243L242 255H244V258L242 259L241 263H239L240 260L235 259V257H234L235 255H233L232 257H234V259L232 258V260H234V261L232 264H242L247 259V258L245 259V257H247V256L252 257V258H250L252 260V262L249 261V257H248L247 260L250 262V263L249 262L248 263L254 264V259H256V255L254 258V256L252 254H256L255 253L256 250L253 251L254 253H252L251 251L249 252ZM8 254H9L8 255V257H9L11 254L10 253H8ZM150 254H152V261H149V258H151ZM170 254H172V253L170 252ZM233 254H235V253H233ZM237 254L239 256L240 253L237 252ZM65 255H62L63 258ZM138 255H139V253H138ZM225 255H226V251H225ZM245 255H247V256H245ZM165 256H167V255H165ZM30 257H34V262L30 261L32 259ZM148 257H149V258H147L148 262H151V264H154L155 259L153 257L152 252L149 253ZM167 257H169V255ZM174 257H176L175 254H174ZM174 257L172 256V258H174ZM170 258H171V256L169 258H166V259L164 257V260L167 261V259L170 260ZM58 259H60V258L58 257ZM175 259H177V258H174V260ZM260 259H261L260 261L258 259L257 264H260V262L264 263V261H263L264 256H262ZM153 260H154V263H153ZM162 260H160V261L158 260L160 262V264H162L161 263ZM230 260H231V258H230ZM172 261H173V259H172ZM125 262H127L128 264H130V263L133 264V262H131L130 260L129 261L125 260ZM5 263H6V260H5L4 264ZM59 263L61 264V262H59ZM170 263H171V261H170ZM166 264H169V263H166ZM224 264H227V263H224ZM243 264H245V263H243Z\"/></svg>", "mask_w": 264, "mask_h": 264}, {"label": "crops", "instance_id": "3", "mask_svg": "<svg viewBox=\"0 0 264 264\" xmlns=\"http://www.w3.org/2000/svg\"><path fill=\"white\" fill-rule=\"evenodd\" d=\"M253 237L255 238L256 236H253ZM255 250H256L255 253H256L258 259H260L262 256H264V251H263L264 247L262 245H258V247Z\"/></svg>", "mask_w": 264, "mask_h": 264}]
</instances>
